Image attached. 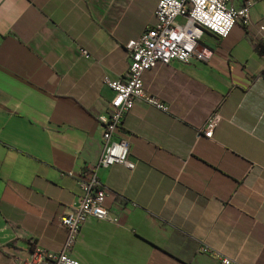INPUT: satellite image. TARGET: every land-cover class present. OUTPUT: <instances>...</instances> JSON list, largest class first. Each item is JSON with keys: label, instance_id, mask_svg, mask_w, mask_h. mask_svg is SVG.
I'll return each instance as SVG.
<instances>
[{"label": "crops", "instance_id": "obj_1", "mask_svg": "<svg viewBox=\"0 0 264 264\" xmlns=\"http://www.w3.org/2000/svg\"><path fill=\"white\" fill-rule=\"evenodd\" d=\"M157 2L0 0V264L60 249L78 174L102 153L104 77L126 74L125 43ZM230 2L251 3L250 24L143 73L166 109L138 99L124 116L133 166L98 169L118 222L86 219L80 264H264V0ZM215 111L213 136L199 134Z\"/></svg>", "mask_w": 264, "mask_h": 264}, {"label": "built area", "instance_id": "obj_2", "mask_svg": "<svg viewBox=\"0 0 264 264\" xmlns=\"http://www.w3.org/2000/svg\"><path fill=\"white\" fill-rule=\"evenodd\" d=\"M250 7V2L235 7L230 0H158L153 22L125 43L129 58L126 74L117 79L104 77L103 82L113 95L107 109L97 116L102 130V153L94 166L78 174L77 203L60 219L65 230L60 249L55 252L32 250L24 264H80L72 255V249L86 219L93 217L118 222V216L106 206V193L98 177V169L116 163L133 166L129 160V141L118 132L124 116L138 99L166 109L161 102L145 93L143 73L157 64H168L172 60L188 62L194 56L202 59V54L196 52L201 34L209 32L216 38H224L236 23L250 24ZM259 31H264L263 25L259 26ZM80 50L87 56L85 49ZM218 119L216 111L210 114L198 130L199 134L211 138ZM202 249L208 250L206 247ZM221 260L224 264H236L225 257Z\"/></svg>", "mask_w": 264, "mask_h": 264}, {"label": "trees", "instance_id": "obj_3", "mask_svg": "<svg viewBox=\"0 0 264 264\" xmlns=\"http://www.w3.org/2000/svg\"><path fill=\"white\" fill-rule=\"evenodd\" d=\"M257 50H258V52H260L261 54H264V46H262V45H257Z\"/></svg>", "mask_w": 264, "mask_h": 264}]
</instances>
